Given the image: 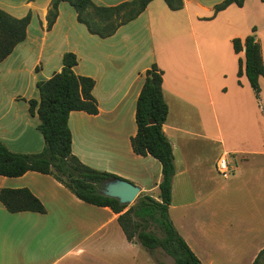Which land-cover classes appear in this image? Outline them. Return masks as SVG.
<instances>
[{
  "label": "crops",
  "instance_id": "0c3cea01",
  "mask_svg": "<svg viewBox=\"0 0 264 264\" xmlns=\"http://www.w3.org/2000/svg\"><path fill=\"white\" fill-rule=\"evenodd\" d=\"M51 1L0 0V8L16 18L32 12L26 39L0 63V141L18 153L44 149L40 120L30 113L29 101L40 99L37 82L60 71L63 55L74 52L75 73L95 80L99 111L70 113L73 154L157 198L162 165L151 155L136 154L131 145L144 74L156 64L163 72L169 108L163 130L176 165L170 218L194 252L193 246H209L225 215L227 195L245 191L243 196L252 200L257 188L264 189V77L258 97L246 74L238 75L245 52L237 54L233 45L235 38L243 39L238 15L250 0L218 13L215 6L224 0H183L178 10L164 0H153L106 38L90 33L66 1L49 29ZM127 1L131 0H93L105 7ZM262 56L264 61L263 52ZM221 156L229 165L227 177L217 169ZM1 188L29 189L46 211L12 213L0 201V264H64L68 256L74 261L87 256L92 262L101 258L115 263V254L142 246L127 239L118 214L82 201L53 175H0Z\"/></svg>",
  "mask_w": 264,
  "mask_h": 264
},
{
  "label": "trees",
  "instance_id": "16d2710c",
  "mask_svg": "<svg viewBox=\"0 0 264 264\" xmlns=\"http://www.w3.org/2000/svg\"><path fill=\"white\" fill-rule=\"evenodd\" d=\"M64 1L74 7L78 20L86 25L90 33L106 38L137 18L153 0H131L112 7L98 6L93 0H52L47 15L49 29L55 24L59 5ZM164 1L172 10L181 9L184 5L183 0ZM244 2L224 0L215 6V13L231 4L243 6ZM31 18L32 12L23 18H16L0 8V63L26 39ZM233 45L237 54L245 52L244 58L239 59L238 75L245 73L252 89L260 97L264 61L256 35L235 38ZM77 64V55L66 52L62 58V69L51 78L37 82L40 99H32L29 104L30 113L39 117L38 130L44 138V149L34 154L18 153L0 141V175L19 177L29 171L53 175L82 201L109 207L118 214V223L130 242L141 244L150 253L161 248L173 257V264H202L176 229L169 214L176 165L172 144L163 130L169 108L164 98L162 70L153 64L144 74V84L136 105L137 133L131 138L136 154L151 155L161 163L162 179L157 198L149 193H141L133 204L127 205L99 192L106 180L120 177L93 169L73 154L70 113L84 111L94 115L99 111L93 95L95 80L77 75L74 71ZM0 201L12 213L46 211L41 200L27 188H1ZM151 226L159 229L162 235L150 230ZM263 257L264 249L253 264H259Z\"/></svg>",
  "mask_w": 264,
  "mask_h": 264
},
{
  "label": "rangeland",
  "instance_id": "374dc122",
  "mask_svg": "<svg viewBox=\"0 0 264 264\" xmlns=\"http://www.w3.org/2000/svg\"><path fill=\"white\" fill-rule=\"evenodd\" d=\"M238 17L240 20L238 33L243 39L247 35L255 34L264 53V4H259L258 0H250ZM262 105L264 106V100ZM262 112L260 115L264 116V109ZM260 131L264 137L263 117L260 118ZM257 191L252 194L255 197L252 200L243 196L247 194L245 191H233L227 195L223 209L225 215L221 218V224L213 232L209 246L203 248L193 246L203 264L254 263L260 253L258 249L264 246V189L257 188ZM149 229L162 235L155 226ZM147 256L150 258L147 259ZM114 262L108 263L106 259L101 258L92 262L87 256H83L78 261L68 256L63 261L64 264H173L174 259L161 248L150 253L143 246L132 245L129 252L125 250L115 254ZM259 264H264V257Z\"/></svg>",
  "mask_w": 264,
  "mask_h": 264
},
{
  "label": "water",
  "instance_id": "95a60500",
  "mask_svg": "<svg viewBox=\"0 0 264 264\" xmlns=\"http://www.w3.org/2000/svg\"><path fill=\"white\" fill-rule=\"evenodd\" d=\"M99 192L105 196L116 198L122 204H133L142 193L141 187L123 178L106 180Z\"/></svg>",
  "mask_w": 264,
  "mask_h": 264
},
{
  "label": "built area",
  "instance_id": "2783aa9c",
  "mask_svg": "<svg viewBox=\"0 0 264 264\" xmlns=\"http://www.w3.org/2000/svg\"><path fill=\"white\" fill-rule=\"evenodd\" d=\"M217 169L224 176L227 177L230 174V169L227 160L224 156H221L217 161Z\"/></svg>",
  "mask_w": 264,
  "mask_h": 264
}]
</instances>
